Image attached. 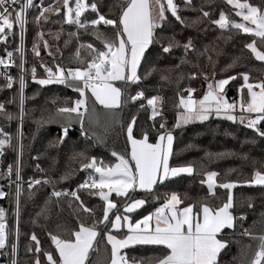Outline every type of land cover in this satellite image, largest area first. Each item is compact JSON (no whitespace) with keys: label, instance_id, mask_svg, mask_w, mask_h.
Here are the masks:
<instances>
[{"label":"snow or ice","instance_id":"obj_1","mask_svg":"<svg viewBox=\"0 0 264 264\" xmlns=\"http://www.w3.org/2000/svg\"><path fill=\"white\" fill-rule=\"evenodd\" d=\"M60 3L61 0H55V3L45 7L43 0L40 4L34 3V0H0V41L6 42L9 34L18 35L20 41V46L15 49V52L20 53L19 64H15L13 52H7V59H0V65L4 66L0 75L6 81V87L12 88L14 78L8 74V68L12 65L18 68L16 82L19 86L21 122L25 116V73L29 71L25 68L23 54L27 23L25 13L30 8H39L38 15L34 17L39 26L42 21H48L49 15L46 14L60 13V7L56 6ZM225 3L231 6L236 17H240L239 22L231 19L223 10H220L218 19H212L211 12L204 10L201 6L198 9L200 16L192 23L195 24L207 18L221 32L237 30L239 33L248 34L253 39L244 47L250 51L256 61L264 63V0H261L260 4L250 3L249 0H225ZM183 5L185 9L193 8L192 0H183ZM62 6L63 21L86 32L91 28L100 47H95L92 43L80 44V48L88 50L90 57L81 59L78 48L76 58L80 66L66 68L56 64L53 69L41 63L40 67L43 68L46 78H37L35 66L30 69L31 78L41 86L57 83L70 87L78 93L79 98L75 99L71 106H67L65 101V106L56 107L55 113L50 115L48 120L67 118L69 123L76 120L80 124V134L85 140L91 139L96 144H104V139L100 135L89 132V128L96 126L100 120L96 106H102L106 114L114 118V110L121 106L122 100L126 99L135 103L144 98L142 90L125 98L124 89L141 81L138 69L146 57V52L150 50V45L157 42V30L163 32L165 25L169 23L166 13H170L171 17L182 26H188L185 24L186 18L180 15L181 7L174 0H121V12L117 18H109L102 14L95 0L92 3L86 0H74V2L62 0ZM89 10L95 14V18L82 19V15ZM14 25L18 27V33L13 32ZM101 25L104 31L101 30ZM109 29L111 35H108ZM36 35L38 39L33 43L32 51L39 56V41L43 42L45 50L49 48V44L42 32L38 31ZM55 36L59 39L60 33H56ZM73 36L79 40L77 33H69V37ZM256 38L259 39V47ZM168 40L167 45H161L162 53H169L173 47H182L185 53L194 50L190 37L182 44L175 39L174 34L168 37ZM64 43L67 46L69 40H65ZM48 54L53 56L50 51ZM53 60H55L54 56ZM154 71H156L155 67H150L145 71V77ZM237 75L242 78L243 83L239 88V99L230 103L225 98L224 87L229 81L237 79ZM237 75L209 82L207 90L199 99L193 98L196 89L192 87L182 89L178 93L179 101L176 105V108L182 111L177 112L174 127H180L181 123L203 122L215 114L233 123L239 120L241 124L252 129L257 136L264 138V127H261L264 122V79L250 82V74L247 71ZM191 78L195 79L196 73H192ZM161 79H167V77L162 75ZM204 79L208 81L206 74ZM116 82H120L122 86H117ZM184 92L187 95L182 94ZM158 101H161L159 96L147 98V105L152 109L149 119L154 121L152 131L156 133L154 142H150V133L147 129H144L139 137L136 136L134 125L137 116L133 115L126 126V143L130 146V153H118L112 150L110 155L115 157L116 163L107 165L102 159L98 161L97 157L89 156L83 151L77 154L84 161L81 164V171L91 170L89 176L74 190H53L49 201L55 197L58 204L59 198L70 196L79 202V209L88 214L91 223L77 219L78 227L75 229H62L55 234L47 232L54 249L42 248L41 241L33 232L30 241L34 242V248L32 244L26 247V252L34 257L31 264H44L41 257L46 260V264H100L99 260L93 262L90 257L93 252L99 255V248L96 245L97 237L101 235L110 245V260L107 264H129V258L122 250L135 245L158 246V251L162 253L160 256L146 258L142 264H225L222 257L229 250V240L226 237L235 233L237 227L241 229L240 235L258 241L256 250L247 264H264V233L257 235L244 228L247 215L245 213L236 215L233 211L235 203L232 190L237 187L238 182L229 180L217 184L216 177L219 174L216 171H205L203 173L205 179H202L200 183L207 184L209 197L215 196L217 187L226 190V201L222 204H214L204 198L180 207L184 200L179 193L172 191L165 193L163 202L159 203L154 211L133 221L130 214L147 203L143 197L139 199L134 197L137 190L143 191L145 196L152 195L155 192L154 186L164 185L166 181L181 174L189 176L194 174V168L190 164L180 167H171L169 164L174 137L166 128L163 119L159 128L156 127L155 118L162 117V112L157 109ZM55 103L56 101L53 100L54 105ZM144 107L145 105L141 103L140 108ZM237 109L240 112L239 117L235 114ZM0 115L9 121L14 118L11 112L5 110L3 103H0ZM43 120L42 116L41 121ZM85 122L89 125L88 128L85 127ZM62 128L63 135L59 137L60 142H63L64 136L68 134V126L63 125ZM17 135L18 140L23 139L22 132H18ZM12 141V135L0 128V155H3L6 148H15ZM19 150L14 172L11 164L4 172H0V178H6L9 186L13 183L16 186L14 215L17 228L14 240L10 239L13 233L7 230L5 223L6 211L0 207V250H5L10 245V252L0 251V254L10 256L11 264H19L17 256L20 236L18 227L20 196L23 183L20 166L22 143H19ZM36 168L42 171L39 164ZM50 183L51 181L47 178L43 180L30 178L28 188L31 190L34 185ZM243 183L264 188V171L254 169L251 179ZM81 190H88L91 195L98 196L103 202L102 215L99 218L93 209L85 206L78 194ZM113 193L115 197L123 198L122 206L110 199ZM6 195L7 193L0 187V198ZM156 200L159 201V198L156 197ZM45 203L47 204L48 201ZM248 207H253L250 200ZM38 215L47 219L45 209H42ZM33 224H37V220H33ZM226 229L231 230V233H226ZM233 242L239 243V241ZM132 264H138L135 258L132 259Z\"/></svg>","mask_w":264,"mask_h":264},{"label":"trees","instance_id":"obj_2","mask_svg":"<svg viewBox=\"0 0 264 264\" xmlns=\"http://www.w3.org/2000/svg\"><path fill=\"white\" fill-rule=\"evenodd\" d=\"M92 3L93 0H86ZM102 14L109 18H117L121 12V0H95ZM181 7L180 15L185 17V24L182 26L169 17V23L165 25L163 32L157 30V42L150 45V50L146 52V57L142 60L138 69L141 81L136 85H131L124 89L125 98L128 95H135L136 91L142 90L145 98L159 96L161 101L157 102V109L162 112V117L155 118L156 127L159 128L161 120L166 123L174 137L172 154L169 159L171 167L192 165L194 174L179 175L165 182L164 185L154 186L155 192L145 196L143 191L137 190L134 194L136 199L145 198L147 203L134 213L130 214L133 221L142 218L149 212L154 211L159 203L163 202L165 193L176 191L186 204L200 199L207 198L214 204H222L226 201V190L215 188V196L209 197L205 184L200 181L205 179V171H216L217 184L225 181H237L234 188V214L245 213L247 219L244 221V228L253 234L264 233V188L261 186H249L243 181L250 180L253 170L264 171V138L257 136L252 129L236 121L235 123L220 117H210L203 122H193L181 127H174L177 112L176 105L179 101L178 93L182 89L192 87L196 89L193 98L199 99L207 90V84L214 80L224 79L231 75L247 71L250 74V82L264 79V63L256 61L250 51L244 47L246 43L252 41L248 34L239 33L237 30L231 32H221L218 27L212 25L207 18L201 22L193 24L192 21L200 16L198 9L203 6L204 10L211 12L212 19H218L220 10L225 11L231 19L239 20L231 10V6L225 0H192L193 8L185 9L183 0H174ZM250 3L260 4L261 0H249ZM55 0H43L46 7ZM57 6V5H56ZM59 14L49 15L47 22H41L39 26L34 19L39 13V8H32L27 29V65L36 66L38 76L44 75L41 63L55 68L56 64L63 67L80 66L76 58L77 49L81 59H88L89 52L86 48H80V44L92 43L95 47H100L99 41L92 34L91 28L87 30L77 29L74 25H68L63 21V8ZM196 9V10H193ZM95 18V14L90 10L82 15L83 18ZM104 31V27L100 26ZM44 34V39L48 41L49 48H43V42L39 41V56L32 51L33 43L37 41V32ZM60 33V38L56 39L55 34ZM69 33H77L79 40L75 36L69 37ZM175 35V39L181 44L190 37L193 41L194 50L185 53L182 47H173L169 53H162L161 45H167L168 37ZM108 35H111L109 29ZM257 46L259 47V39ZM69 40L67 46L64 41ZM59 49V51H57ZM207 49V51H205ZM52 52L50 56L48 52ZM183 61V62H182ZM179 65V67H176ZM154 66L156 71L145 77V71ZM192 73H196V78L192 79ZM204 74L208 76L205 81ZM167 79H161V76ZM15 83V82H14ZM243 83L241 77L229 81L225 85V92L229 98H235ZM122 86L120 82L117 84ZM246 91V90H244ZM187 95L186 92L182 93ZM79 98V94L70 87L51 84L41 86L35 82H28L25 92V116L23 122V152L21 159V175L23 178L22 192L20 196V217H19V241L18 256L19 264H31L33 256L26 252V247L34 242L30 241V236L34 232L44 249H54L48 238L47 232L58 233L62 229H75L78 227L77 219L91 223L88 214L79 209L77 201L71 197L59 198L56 203L55 197L49 201L50 190L58 188L74 189L78 184L83 183L90 172L81 171L82 157L77 155L81 151L89 156L103 160L105 164L116 163L115 157L110 155L112 150L118 153L128 152L125 130L127 123L133 115L137 116L134 131L137 137L147 129L150 133V142H154L156 133L152 131L153 120L150 117V106L145 104V99L133 103L130 100H122L121 106L114 110L115 116L111 118L106 114L102 106L97 105L99 113V123L89 128L90 134L95 132L104 139V144H96L93 140H85L80 134V124L76 120L70 123L67 118H55L52 121L48 117L55 113L56 107L71 106L72 102ZM53 100L56 101L55 105ZM12 101V103H9ZM0 103L5 105V110L14 116L12 120H7L0 115V126L5 132L13 137V145L16 141V92L14 87L7 88L6 82L0 80ZM91 106V101L89 102ZM145 105L140 108V104ZM74 115V114H73ZM43 116L44 120L41 121ZM63 125L68 126V134L64 142L60 144L59 137L63 135ZM85 127L89 125L85 122ZM261 127H264L262 122ZM38 157V159H33ZM14 158V148H6L2 156L3 167L12 165ZM40 165V169L36 165ZM31 177L49 179V186L45 184L34 185L30 190L28 180ZM6 178H0V187L7 195L0 200V207L7 210L9 220L7 230L12 233L11 208L12 195L6 187ZM85 206L93 209L99 218L102 215L103 202L91 195L88 190H81L78 193ZM159 198V201L156 200ZM110 199L115 200L122 206L123 198L112 195ZM249 200L253 204L248 207ZM48 201L46 204L45 202ZM45 209L47 219H44L41 210ZM37 220V224H33ZM239 224V222H237ZM59 226V227H58ZM241 229L237 227L235 233H231L226 238L229 240V250L222 259L225 264H247L253 252L256 250L258 241L240 235ZM101 232L103 229L101 228ZM12 239V236L10 237ZM97 247L99 255L93 252L90 260L100 264H107L110 260V247L104 237H97ZM233 241H239L235 243ZM250 246V247H248ZM10 252V245L5 250ZM129 258V263L135 258L138 264L148 257L162 255L158 251V246H133L123 250ZM1 261L10 264V256L1 254ZM44 264L46 260L41 257Z\"/></svg>","mask_w":264,"mask_h":264},{"label":"built area","instance_id":"obj_3","mask_svg":"<svg viewBox=\"0 0 264 264\" xmlns=\"http://www.w3.org/2000/svg\"><path fill=\"white\" fill-rule=\"evenodd\" d=\"M71 2H74V0H71ZM34 3L36 4H40L41 3V0H34ZM31 10L32 8L28 9L25 13V16H26V20H27V23L25 25V28H26V32H25V40H24V44H23V54H24V60H25V68L28 69L29 71H27L25 73V79H26V87H27V83L30 81V82H34L31 78V72H30V69L33 67V66H28L27 65V29H28V20H29V16H30V13H31ZM13 32L14 33H18V27L14 25V28H13ZM20 46V41H19V37L18 35H12V34H9L7 35V38H6V42L5 41H0V59H7V52L9 51H12L13 52V60L15 61V64H19L20 62V53H17L15 52V49L17 47ZM36 67V66H35ZM4 69V66L3 65H0V72H2ZM8 74L11 75L13 78H14V82L13 83V87L15 89V92H16V141H15V148H14V158H13V162H12V167H13V172L15 170V166H16V160H17V156L19 154V143H22V140H18V132H23V122H24V117H23V121L21 122L20 118H19V112H20V107H19V86H18V82H16V78H18V68L14 65L10 66L8 68ZM36 76L38 79L40 78H46V74L44 73L43 76H38V71H37V67H36ZM0 80L2 81H5L3 76L0 75ZM6 82V81H5ZM52 84H57V83H52ZM57 85H60V86H65V85H62V84H57ZM26 87L24 89V96H25V92H26ZM145 99V104L147 105V98H144ZM24 110H25V103H24ZM152 112V109L150 108V114ZM0 128H2L0 126ZM2 156L3 155H0V172H4L8 166L6 167H3V164H2ZM21 159H22V155H20V166H21ZM12 179L14 180L15 177H14V174H13V177ZM30 179V178H29ZM31 179H40V178H35V177H31ZM43 180V179H41ZM29 181V180H28ZM6 187L8 189V191L11 193L12 195V208H11V221H12V239L14 240L15 237H14V233L16 231V228H17V223H16V217L14 215V210L16 208V203H15V192H16V186H15V183H13L11 186H9V183H8V180L6 179ZM23 185V183H22ZM47 186H49V184H45ZM74 190V189H68V188H58V189H51L50 190V194L53 190ZM70 197V196H69ZM6 211V215H5V223L7 225V228H8V220H9V216H8V213H7V210ZM10 263H11V258H10Z\"/></svg>","mask_w":264,"mask_h":264},{"label":"rangeland","instance_id":"obj_4","mask_svg":"<svg viewBox=\"0 0 264 264\" xmlns=\"http://www.w3.org/2000/svg\"><path fill=\"white\" fill-rule=\"evenodd\" d=\"M70 2H71V0H70ZM57 6H59L60 8H63V6H62V0H61V3L60 4H58ZM64 11V10H63ZM239 18V20L237 21V22H239L240 21V17H238ZM214 82V81H213ZM119 82H116V84H118ZM52 84V83H51ZM51 84H48V85H51ZM48 85H44V86H48ZM118 86V85H117ZM225 88V87H224ZM246 90V89H245ZM239 92L237 93V96L235 97V98H229L228 97V95H227V93L225 92V90H224V95H225V98L231 103V102H234V101H237L238 99H239ZM238 117H239V115H240V112H239V109H237V111H236V113H235ZM212 117H217L215 114H213L212 115ZM220 118H222V117H220ZM176 121H177V118H176ZM238 122H239V120H237ZM194 122H200V121H194ZM189 123H193V122H189ZM189 123H187V124H189ZM175 124H176V122H175ZM187 124H183V123H181V126H184V125H187ZM180 126V127H181ZM125 137H126V139H127V133H126V130H125ZM128 152L130 153V146H128ZM131 191V190H130ZM112 195H115V193H113ZM11 264V263H10Z\"/></svg>","mask_w":264,"mask_h":264},{"label":"crops","instance_id":"obj_5","mask_svg":"<svg viewBox=\"0 0 264 264\" xmlns=\"http://www.w3.org/2000/svg\"><path fill=\"white\" fill-rule=\"evenodd\" d=\"M90 95V94H89ZM170 159V158H169ZM181 175H187V174H181ZM206 185V188H207V184H205ZM254 186H256V185H254ZM257 186H259V185H257ZM141 191V190H140ZM4 198V197H3ZM3 198H0V200L1 199H3ZM126 231V230H125ZM135 246H137V245H135ZM141 246H147V245H141ZM109 247H110V245H109ZM130 247H133V246H130ZM129 247V248H130ZM125 250V249H124ZM1 251V250H0ZM111 251V250H110ZM123 251V250H122ZM0 258H1V254H0ZM0 264H4L2 261H1V259H0ZM129 264H132V263H129Z\"/></svg>","mask_w":264,"mask_h":264},{"label":"water","instance_id":"obj_6","mask_svg":"<svg viewBox=\"0 0 264 264\" xmlns=\"http://www.w3.org/2000/svg\"><path fill=\"white\" fill-rule=\"evenodd\" d=\"M170 17H171V15H170V13H167ZM174 19V18H173ZM99 45H100V43H99ZM42 68V67H41ZM43 69V68H42ZM66 138V136H64V139ZM64 139H63V142H64ZM63 142H59L60 144H62ZM88 172H91V170H88ZM96 198H99L98 196H95Z\"/></svg>","mask_w":264,"mask_h":264}]
</instances>
